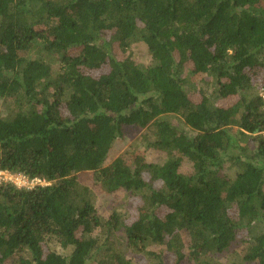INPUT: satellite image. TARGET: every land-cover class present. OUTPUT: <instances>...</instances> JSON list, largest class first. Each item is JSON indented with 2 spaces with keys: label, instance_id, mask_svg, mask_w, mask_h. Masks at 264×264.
Wrapping results in <instances>:
<instances>
[{
  "label": "trees",
  "instance_id": "16d2710c",
  "mask_svg": "<svg viewBox=\"0 0 264 264\" xmlns=\"http://www.w3.org/2000/svg\"><path fill=\"white\" fill-rule=\"evenodd\" d=\"M139 41L150 63L119 59ZM186 65L215 86L187 92ZM260 91L264 0H0V170L50 183L0 185V264H211L240 243L264 264ZM150 126L163 163H106ZM88 174L141 194L132 222L99 215Z\"/></svg>",
  "mask_w": 264,
  "mask_h": 264
},
{
  "label": "rangeland",
  "instance_id": "374dc122",
  "mask_svg": "<svg viewBox=\"0 0 264 264\" xmlns=\"http://www.w3.org/2000/svg\"><path fill=\"white\" fill-rule=\"evenodd\" d=\"M119 59H125L131 56L135 61L141 64H148L150 63V55L147 49V46L139 41L133 43L131 47L125 51L124 53L118 52ZM42 55V54H41ZM43 56V55H42ZM46 60H48L57 70V64L53 61L50 56L44 55ZM184 78L186 82L187 92L193 94L196 93V90L200 89L201 87H206V84L209 86H215V82L213 78L208 75H201L195 76L190 72V65H186ZM210 88V87H209ZM211 89V88H210ZM212 92V90L210 91ZM261 93V91H260ZM214 102L218 106H225L227 101L218 97L217 95L213 98ZM1 109V106H0ZM169 120L181 128L180 123L173 118H169ZM152 130L153 128L147 127L145 129L137 128V127H127L124 130L123 137L118 139L109 154L107 164H110L116 158L120 156H124L129 161L134 159H139L140 156L144 157L147 163H155L161 164L166 159V155L161 152L153 151L151 148L147 147V138L152 139ZM106 164V165H107ZM185 171H189V167L186 165L184 167ZM146 180H149V176L145 175L144 177ZM80 179L84 182V184L90 186L95 194L94 197V205L96 210L98 211L99 215L104 218L108 219L111 214H118L120 215L126 222H132L137 214V209L142 204V196L139 193L131 192V191H121L111 195H104L93 185V176L91 174L82 175ZM121 239V238H120ZM123 240V239H122ZM119 241V240H118ZM117 241V242H118ZM116 242V245H117ZM119 247L121 248V243L118 242ZM53 248L57 251H61L60 246L57 243L52 244ZM249 245L240 243L231 246L227 251L222 254L213 255L209 257V261L211 264H256V263H249L244 260V251L247 249ZM117 247V246H116ZM126 259L134 258V254L128 251L127 249L122 248ZM69 252V250H68ZM137 259L135 260V264H145V260L141 259V257L136 256ZM91 264H97L96 262ZM188 264V263H182Z\"/></svg>",
  "mask_w": 264,
  "mask_h": 264
},
{
  "label": "built area",
  "instance_id": "2783aa9c",
  "mask_svg": "<svg viewBox=\"0 0 264 264\" xmlns=\"http://www.w3.org/2000/svg\"><path fill=\"white\" fill-rule=\"evenodd\" d=\"M260 96L264 101L263 91L260 93ZM1 184H10L19 190H33L39 186L50 185L49 182L41 178H30L22 173H13L3 170H0V185Z\"/></svg>",
  "mask_w": 264,
  "mask_h": 264
}]
</instances>
